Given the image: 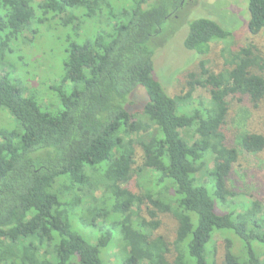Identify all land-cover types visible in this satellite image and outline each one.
Masks as SVG:
<instances>
[{"label": "trees", "instance_id": "trees-1", "mask_svg": "<svg viewBox=\"0 0 264 264\" xmlns=\"http://www.w3.org/2000/svg\"><path fill=\"white\" fill-rule=\"evenodd\" d=\"M130 1L124 20L113 24L112 0H0L1 50L35 22L79 32L98 19L102 31L66 51L65 75L52 88L57 112L0 72V109L17 122L0 130V264H112L107 254L116 245L122 250L113 264H217V235L233 237H224L221 264H264V207L230 187L240 153H263L264 134L224 132L230 97L255 108L263 101L264 57L252 46L225 48L228 69L215 74L199 63L200 74L188 75V92L172 98L155 78L153 45L186 0L173 9V0L124 3ZM248 11V31L259 35L264 0H248ZM231 37L218 23L199 19L181 44L204 56ZM197 87L208 89L210 100L195 103ZM140 88L148 101L136 104ZM138 149L148 188L134 194L125 186L139 173ZM91 183L104 186L105 207L76 202ZM134 207L147 218L132 221ZM165 214L177 224L171 244L153 236ZM104 219L114 224L105 227Z\"/></svg>", "mask_w": 264, "mask_h": 264}, {"label": "rangeland", "instance_id": "rangeland-1", "mask_svg": "<svg viewBox=\"0 0 264 264\" xmlns=\"http://www.w3.org/2000/svg\"><path fill=\"white\" fill-rule=\"evenodd\" d=\"M35 1L42 3L43 0ZM112 2L116 5L114 15H117V19L113 23L115 24L124 20L120 15L129 10L133 1L124 3V0H112ZM172 4L171 9L176 5V0H173ZM39 17L37 16V19ZM199 19L218 23L223 29L231 32L232 37L227 43L212 44L210 51L204 56L185 50L181 42L188 34L189 25ZM97 21L98 19L84 22L86 25L80 31L78 30L79 32H75L73 27L61 28L58 26L59 24L54 22L42 24L35 22L30 27L24 28L21 34L17 35L16 39L10 43L9 50H1L0 47V72L2 76L6 77L12 85L20 87L23 92L25 91L26 96L31 94V97L39 105L41 103L45 106L46 111L57 112L61 110L60 100L57 94L52 92V88L65 75L66 51L72 43L82 44L87 39L92 38L96 32H102L101 27L96 26L98 25ZM248 22V0H186L185 6L178 11L176 17L170 18L166 22L162 28V33L155 39L153 45L155 48V78L163 86L166 93L173 98L188 92V75L190 73L200 74L199 63L205 62L206 68L215 74L228 69L224 67V58L228 60L229 57L225 55L223 58L222 55L225 48L234 53L242 48L252 46L257 55L264 57V31L256 36L251 35L247 28ZM102 29L108 30L104 27ZM258 75L262 74L258 73ZM262 76L264 77V75ZM210 97V91L201 87H197L192 94L195 103L208 101ZM133 100L136 104L146 103L148 97L144 89L140 88ZM228 101V122L224 129L228 137H231L237 128L251 133L264 134V99L256 108L245 98L230 97ZM16 126L17 122L14 118L4 109H0V130H12ZM141 155V150L138 149L134 170L139 173L134 175L133 179L125 186L134 194L146 192L148 188L147 176L145 175L147 172L143 173ZM104 165L101 166L102 170H104ZM230 187L234 193L240 195L239 198L257 201L261 207H264V152L257 156L247 155L244 152L240 153L230 180ZM104 190L101 183L98 186L91 183V187L78 192L76 202H79L80 207H105L103 199L106 198V193ZM139 216L147 218L146 210L143 209L139 212L135 207L132 208V221H136ZM101 222L105 227L114 224L112 220L104 219ZM160 222V227L153 233V236L163 237L169 244L173 243L177 224L172 215H161ZM78 223L77 221V226ZM74 228L81 236L87 237L86 234L89 232L83 227ZM112 232L115 233V229H112ZM224 237L233 239L231 235L216 236L217 264H221L223 259ZM121 250L122 247L116 245L111 253L107 254L110 263L115 262V255ZM172 260L173 256H169V261Z\"/></svg>", "mask_w": 264, "mask_h": 264}]
</instances>
